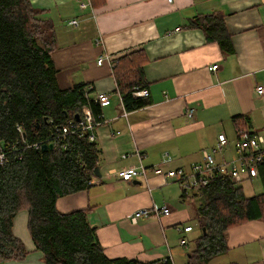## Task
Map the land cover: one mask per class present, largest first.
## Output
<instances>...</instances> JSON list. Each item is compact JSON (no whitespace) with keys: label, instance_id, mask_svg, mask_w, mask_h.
I'll list each match as a JSON object with an SVG mask.
<instances>
[{"label":"crops","instance_id":"obj_1","mask_svg":"<svg viewBox=\"0 0 264 264\" xmlns=\"http://www.w3.org/2000/svg\"><path fill=\"white\" fill-rule=\"evenodd\" d=\"M30 1L54 25L52 59L59 87L66 90L85 84L86 89H93L90 96L95 100L101 92L108 94L107 102H99L102 118L95 129L100 177L90 188L60 197L58 210L70 213L91 207L89 220L111 259L264 264V220H250L226 231L228 250L209 262L190 261L201 234V229L200 234H193L201 201L194 196L183 198L184 188L176 179L150 172L147 180L124 181L117 174L140 162L146 167L162 165L167 153L172 160L163 164L165 169H189L201 161L203 149L217 143L220 133L229 139L225 154L230 159L236 155L238 127L264 133V98L256 91L257 85L264 84L263 3L91 0L92 5L83 9L80 0ZM210 14L223 16L231 51L196 25L200 17ZM72 19H79L78 27L68 25ZM141 50L149 103L127 110L120 98L114 61ZM101 57L106 60L98 64ZM216 64L218 68L212 70ZM137 152L143 155L141 159ZM239 185L248 197L264 193L261 173ZM154 205H167L172 213L131 222L129 215L135 210ZM28 215L27 210L17 214L13 232L29 254L4 264H47L28 231ZM187 225L193 229L181 230ZM183 238L186 245L181 244Z\"/></svg>","mask_w":264,"mask_h":264},{"label":"trees","instance_id":"obj_2","mask_svg":"<svg viewBox=\"0 0 264 264\" xmlns=\"http://www.w3.org/2000/svg\"><path fill=\"white\" fill-rule=\"evenodd\" d=\"M40 14L30 0H0V148L4 153L0 158V264L29 254L13 232L21 210L29 213L28 231L47 264H173L169 258L111 259L89 220L91 207L70 213L58 210L60 197L90 188L100 171L96 142L75 132L57 140V130L76 119V114L82 117L84 107L101 120V107L85 84L59 87L52 59L55 28ZM196 25L224 50H232L223 16L205 15ZM142 55L141 50L114 61L127 110L149 103L147 97L133 95L148 86ZM52 141L54 148L42 150ZM260 173L264 184V167ZM192 196L201 201L197 216L201 234L190 261L209 262L228 250L226 231L250 220H264V193L248 197L228 175L217 174L206 186L182 194Z\"/></svg>","mask_w":264,"mask_h":264},{"label":"built area","instance_id":"obj_3","mask_svg":"<svg viewBox=\"0 0 264 264\" xmlns=\"http://www.w3.org/2000/svg\"><path fill=\"white\" fill-rule=\"evenodd\" d=\"M172 3L174 0H167ZM263 3L264 0H260ZM92 5L91 0H80V8H88ZM79 19H72L68 25L70 27H78ZM106 59L101 57L98 64H102ZM218 68V65H213L212 70ZM257 93L264 98V84H259L256 87ZM136 97H148V88L137 90L133 93ZM123 100V96L120 94ZM97 100L100 103L108 101L107 93H99ZM192 112V111H191ZM99 118H102L99 115ZM101 123V120H96L92 110L89 107L83 109V116L80 120L72 119L62 130H57V140L64 134L75 132L79 136H85L91 142H96L97 136L95 133L96 127ZM237 138L234 142L235 157L227 159L225 149L229 144V139L225 133L218 135L217 143L210 148L202 150L201 161L194 163L189 169L178 167L165 169L163 164H167L172 160L169 153L164 156L162 165L154 167H146L142 162L139 165L124 167L117 171L118 176L124 181L133 179H148L149 173L153 172L157 175H162L166 178L176 179L186 191L200 189L206 186L217 174L228 175L237 184H241L245 179H250L259 176L261 167H264V133L252 132L249 129H239ZM55 145V141H52ZM138 156L143 157L140 153ZM124 154L123 157H126ZM4 157L3 150L0 148V158ZM172 213L169 206H153L151 208H140L129 215L132 223L136 224L141 218L168 216ZM181 229V227H180ZM192 225H187L181 230L191 231ZM181 244L186 245L187 240L181 239Z\"/></svg>","mask_w":264,"mask_h":264},{"label":"water","instance_id":"obj_4","mask_svg":"<svg viewBox=\"0 0 264 264\" xmlns=\"http://www.w3.org/2000/svg\"><path fill=\"white\" fill-rule=\"evenodd\" d=\"M75 118H76V120H80L81 119L80 114H76ZM48 148H54V143L42 145V150H47Z\"/></svg>","mask_w":264,"mask_h":264},{"label":"rangeland","instance_id":"obj_5","mask_svg":"<svg viewBox=\"0 0 264 264\" xmlns=\"http://www.w3.org/2000/svg\"><path fill=\"white\" fill-rule=\"evenodd\" d=\"M214 146V145H213ZM201 157H202V153H201ZM202 159V158H201ZM188 201H190V200H188ZM193 225L195 226V232H193V234H200V228L198 227V223H197V221L196 220H194V222H193ZM197 231V232H196ZM190 244L191 245H193V242L192 241H190ZM215 262H213V263H211V264H214Z\"/></svg>","mask_w":264,"mask_h":264}]
</instances>
